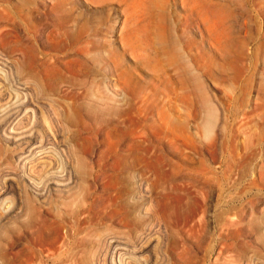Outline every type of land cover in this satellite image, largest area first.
I'll return each mask as SVG.
<instances>
[{"label":"rangeland","instance_id":"obj_1","mask_svg":"<svg viewBox=\"0 0 264 264\" xmlns=\"http://www.w3.org/2000/svg\"><path fill=\"white\" fill-rule=\"evenodd\" d=\"M61 172L104 219L74 263L5 220ZM94 230L129 264H264V0H0V254L106 263Z\"/></svg>","mask_w":264,"mask_h":264},{"label":"bare ground","instance_id":"obj_2","mask_svg":"<svg viewBox=\"0 0 264 264\" xmlns=\"http://www.w3.org/2000/svg\"><path fill=\"white\" fill-rule=\"evenodd\" d=\"M10 95L8 96L2 95V97L3 99L8 98L9 100L11 98ZM17 96H20V94H17ZM75 96L77 95H72L70 93H57L55 94V99H52L51 97H48V98L52 102L50 104L51 106L52 105L54 106L55 102L57 101V104L54 107H57L58 109H66L67 111H73L79 106V102L76 100ZM85 97H87V95ZM99 99H102V98H99ZM46 106L47 105H45L44 108H46ZM3 107L6 108L7 105L2 106V108ZM29 116L31 115L29 114ZM68 116L69 115L67 114H60V117L66 122H67V119L69 118ZM54 127H57V125ZM4 133H6L9 136V138L13 136L16 137V136L23 135V133L15 134L11 130L6 131ZM44 134L47 138L48 134L47 133H44ZM40 148H42V146H40ZM27 156L30 157L31 155H27ZM77 161H78V158H77ZM60 174L61 175L58 176V175L50 173L41 178H35L33 177L34 175L31 176L27 174L28 184L22 191H20L21 196L19 195L20 197L23 198L22 208H19L20 211H17L18 209L15 207L16 205L13 206L14 204L12 203V205L6 209L8 216H6V218L4 216V218L7 222H9L11 219L14 222H16L18 219H20V217H23V219L20 220L22 223V226L25 229L30 230L29 234L32 239L39 238V237L40 238L53 237L56 240H58L62 238V242L60 243V247L58 248L60 252L58 253H62L64 256H66L67 261H69L70 263H74L76 262L77 256L80 254L74 251L72 246H74V244H76L78 240H81V242H83L85 240L84 233L86 232V230L92 225H100V223L104 219H102L99 216L100 211L96 210V207H95L97 200L99 199L98 194L96 193V191H92V188H91L92 185L90 184L91 181L90 182L88 181L89 182L88 184L85 183L86 179L90 176V173L87 175L86 174L79 175L78 173L80 182L78 185L75 184V186L73 184H72L73 186H71L70 172H66L63 175L61 172ZM41 201H48V205L50 206V208L45 211L47 215H44L41 209L38 208L37 206L40 204ZM185 203L188 206L190 201L187 200ZM19 212L23 216H19L18 215ZM5 215H6V212H5ZM130 223H131L130 226H133L132 225L133 222L130 221ZM98 227L100 226H97V228ZM8 228L11 229L10 227ZM131 230H132V227H131ZM94 234L97 235L99 239V245L102 248L100 251L101 255L107 256L106 253H108V258H109L108 262L101 263L100 261H98L97 264H129V261L126 262L125 260H123V258L120 257L121 252L119 254L114 250L116 245L114 244L115 241L112 240L113 238L107 237L108 234L102 230H94ZM79 236H81L82 238H80ZM77 238H80V239H78L77 241H74ZM48 252H49L48 256H53L55 255L56 249L53 247L49 249ZM10 255L11 256H9V254H6V253L0 254V259L3 260L1 264H12L10 263L11 258L13 260V258H15L16 255L11 254V253ZM106 259L107 258H103V261H106ZM79 260L80 262L84 261L83 256L79 258Z\"/></svg>","mask_w":264,"mask_h":264}]
</instances>
